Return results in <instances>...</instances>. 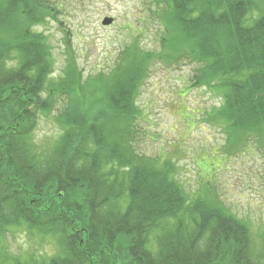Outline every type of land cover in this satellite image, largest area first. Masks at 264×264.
Segmentation results:
<instances>
[{"label": "trees", "instance_id": "16d2710c", "mask_svg": "<svg viewBox=\"0 0 264 264\" xmlns=\"http://www.w3.org/2000/svg\"><path fill=\"white\" fill-rule=\"evenodd\" d=\"M55 2L0 0V237L26 223L56 246L26 262L1 251L0 264H264V231L254 256L248 224L210 179L186 192L168 158L138 151L136 103L151 61L188 59L189 87L219 100L211 120L227 148L264 140V0H151L160 53L131 50L86 77L69 54L52 78L51 45L37 27L61 24ZM54 110L59 133L38 150L32 133Z\"/></svg>", "mask_w": 264, "mask_h": 264}, {"label": "rangeland", "instance_id": "374dc122", "mask_svg": "<svg viewBox=\"0 0 264 264\" xmlns=\"http://www.w3.org/2000/svg\"><path fill=\"white\" fill-rule=\"evenodd\" d=\"M54 1L57 6L63 5L57 14L61 24L49 18L37 27L51 45L55 66L52 78L61 75L69 54L86 77L117 65L131 50L151 55L161 51L163 33L151 0ZM104 17L113 18V22L102 25ZM62 29L68 32L69 51ZM195 67L188 59L180 58L176 65L167 66L157 60L148 65L136 97L142 111L138 151L168 158L175 169L173 178L186 192H198L202 182L210 179L209 189L221 198L228 212L248 224L252 253L257 256L260 233L264 231V140L257 143L248 139L240 145L234 142L237 147L227 148L223 126L211 120L218 98L204 85L189 87ZM63 100L61 104L66 105ZM56 109H62L61 105ZM56 112L38 119L32 133L38 150L47 148L59 133ZM1 251L26 262L51 257L56 246L50 235L23 223L5 230L0 237Z\"/></svg>", "mask_w": 264, "mask_h": 264}, {"label": "water", "instance_id": "95a60500", "mask_svg": "<svg viewBox=\"0 0 264 264\" xmlns=\"http://www.w3.org/2000/svg\"><path fill=\"white\" fill-rule=\"evenodd\" d=\"M113 22V18L111 17H104L101 21L102 25H109Z\"/></svg>", "mask_w": 264, "mask_h": 264}]
</instances>
